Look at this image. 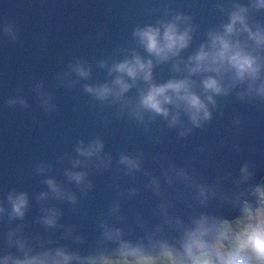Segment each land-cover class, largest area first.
<instances>
[{
    "label": "water",
    "instance_id": "95a60500",
    "mask_svg": "<svg viewBox=\"0 0 264 264\" xmlns=\"http://www.w3.org/2000/svg\"><path fill=\"white\" fill-rule=\"evenodd\" d=\"M259 2L0 0V264L62 260L57 252L69 264L163 252L172 264H192L210 249L220 223L239 217L264 176V43L249 38L264 35ZM241 8L248 30L237 22L227 39L255 58V78L237 79L227 62L191 71L189 58L201 45L212 51L210 34L224 35ZM177 15L188 46L158 62L133 33ZM134 55L152 61L149 81L115 71ZM208 78L220 93L204 88ZM182 80L209 112L198 113V125L183 102L163 105L167 116L141 106L150 86ZM101 86L111 89L103 99L86 91ZM96 141L99 152H77ZM20 194L22 216L9 200Z\"/></svg>",
    "mask_w": 264,
    "mask_h": 264
},
{
    "label": "clouds",
    "instance_id": "9594fccd",
    "mask_svg": "<svg viewBox=\"0 0 264 264\" xmlns=\"http://www.w3.org/2000/svg\"><path fill=\"white\" fill-rule=\"evenodd\" d=\"M257 7H264V0H260ZM244 11L245 9L241 8L239 11L231 14L229 23L224 25V35L210 34L212 51H205L204 46L201 45L197 54L194 57L189 58L196 62V68L191 69V71L199 70L202 61H208L209 65H223L227 62L228 65L235 70L237 79H242L245 74L255 78V74L258 71L255 58L244 52L242 49H239L237 46L231 45L227 39V37L233 33L234 25L237 22L244 25L245 31L248 30L247 26L244 24ZM180 20V15H177L174 20L162 23L159 27L146 26L143 29L138 28L134 31L133 35L139 39L140 44L143 45L149 54L158 58V62L164 61L167 60L170 55L175 56L181 49L188 46L190 40L189 31H181L178 28V22ZM161 28L163 29L162 32ZM249 38L254 39L257 44L264 43V35L259 32L250 33ZM151 67V60L144 62L140 56L134 55L132 60H125L115 65V71L125 73L133 80L142 73L143 79L149 81L151 79ZM211 70L218 71L217 68H212ZM80 74L86 75L87 73L81 71ZM115 84L119 85L121 93L127 91L129 88V85L120 77H117ZM203 86L206 90H211L213 93L221 92L218 82L213 78L204 80ZM169 90L176 94L175 100L166 94ZM86 91L94 92L98 98L103 99L109 94L111 89L107 86H101L96 89L86 87ZM259 91L261 94H264V87L259 89ZM208 100L212 101V97L208 96ZM179 102L184 103L194 124L198 125V113L201 111H203L205 119L209 117V112L207 111L205 104L197 95L189 91V82L186 80L169 81L168 83L159 86L152 85L146 93L142 94L140 100L143 108L163 116L168 115V109L163 105L175 103L177 107H179ZM175 119L176 118L173 117V122H175ZM101 148L102 144L99 141H96L94 144H90L87 148L78 147L77 152L84 156H92L94 153L99 152ZM122 161L135 166L132 161L128 160L126 157L122 158ZM243 170L244 169H242V171ZM73 179L79 182L81 174H74ZM47 183L55 190L53 181L49 180ZM9 200L12 201V211L16 215L22 216V209L27 203L25 195L20 194L15 200H12V197L10 196ZM46 223L51 224L53 221L48 219ZM237 248L239 251L246 254V258L251 264H264V221H261L259 225L250 227L246 230L238 238ZM56 255L63 257V259L52 260L49 262L39 257H32L31 259L26 258L24 260H15L13 264H69V257L64 253L57 252Z\"/></svg>",
    "mask_w": 264,
    "mask_h": 264
},
{
    "label": "trees",
    "instance_id": "16d2710c",
    "mask_svg": "<svg viewBox=\"0 0 264 264\" xmlns=\"http://www.w3.org/2000/svg\"><path fill=\"white\" fill-rule=\"evenodd\" d=\"M254 204L258 207V218L261 216L264 221V176L250 194L249 200L244 203L241 213L238 218L231 221H223L217 229L216 238L213 241L210 249L204 253L195 256L192 264H218V255H214V245L218 242L223 244V251L227 257H233L237 252L238 238L242 235L241 229L245 225L246 217L252 212ZM257 226L254 221H250V227ZM211 256L213 258H211ZM170 255L167 252L160 253L156 258H144L127 262L125 260L111 259L104 261L101 264H172ZM246 254L242 252V257L233 264H249ZM224 264H232V262H225Z\"/></svg>",
    "mask_w": 264,
    "mask_h": 264
},
{
    "label": "rangeland",
    "instance_id": "374dc122",
    "mask_svg": "<svg viewBox=\"0 0 264 264\" xmlns=\"http://www.w3.org/2000/svg\"><path fill=\"white\" fill-rule=\"evenodd\" d=\"M257 208L258 207L254 204V206L252 207V212L246 217L245 225L241 229L242 234L250 228V221L253 220L256 225H259L261 221H263V218L261 216L259 218L257 216L258 214ZM213 249H214L213 254L218 255L219 258V261H217L218 264H224L225 262H232L233 264L242 257V252L239 251L238 248L236 254L233 257H227L223 251V244L221 242L215 244ZM211 258L213 257L211 256ZM249 264H251V262Z\"/></svg>",
    "mask_w": 264,
    "mask_h": 264
}]
</instances>
